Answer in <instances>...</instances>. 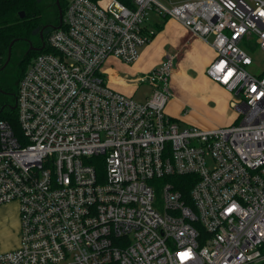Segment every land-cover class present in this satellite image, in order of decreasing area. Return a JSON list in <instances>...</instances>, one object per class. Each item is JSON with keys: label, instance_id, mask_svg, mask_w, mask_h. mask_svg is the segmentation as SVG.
Segmentation results:
<instances>
[{"label": "built area", "instance_id": "2783aa9c", "mask_svg": "<svg viewBox=\"0 0 264 264\" xmlns=\"http://www.w3.org/2000/svg\"><path fill=\"white\" fill-rule=\"evenodd\" d=\"M151 12L212 47L206 75L232 95L235 124L180 126L166 114L171 57L143 77L145 102L108 86L105 62L135 63L155 36ZM243 44L264 52V0H67L17 83V128L0 120V206L18 204L20 234L0 264L264 259V76L247 72ZM186 175L184 198L171 179Z\"/></svg>", "mask_w": 264, "mask_h": 264}, {"label": "crops", "instance_id": "0c3cea01", "mask_svg": "<svg viewBox=\"0 0 264 264\" xmlns=\"http://www.w3.org/2000/svg\"><path fill=\"white\" fill-rule=\"evenodd\" d=\"M151 13L155 16L153 19H149ZM151 13L146 27L154 29L155 36L140 48L139 59L135 63L127 65L115 58L105 62L102 70L108 86L133 98L145 84L147 91L142 101H138L145 102L152 89L142 80L143 77L161 61L171 57L173 68L169 89L173 98L165 108L166 114L175 121L201 129L235 124L237 113L231 106L232 95L206 75V69L215 58L212 47L177 21ZM189 102L195 103V108L190 112L182 110ZM216 111L226 113V117L217 118ZM0 235H6V247L0 246V253L19 246L18 204L14 201L0 206Z\"/></svg>", "mask_w": 264, "mask_h": 264}, {"label": "trees", "instance_id": "16d2710c", "mask_svg": "<svg viewBox=\"0 0 264 264\" xmlns=\"http://www.w3.org/2000/svg\"><path fill=\"white\" fill-rule=\"evenodd\" d=\"M118 1L126 6H131V0ZM66 4L67 2L64 3L62 12L64 11ZM20 12L24 13L23 18H20ZM40 25L41 16L39 10V0H0V69L6 61L7 50L10 43L12 41H15L16 43L29 37L40 27ZM44 51L45 49H43L41 52ZM28 64L25 66L21 76L26 70ZM261 76H264V74ZM0 120H6L12 125L14 129L17 128L13 104H11L9 109H0ZM93 161H96L97 166V161H100V159H93L90 161V163ZM96 168L99 170L100 167L97 166ZM171 181L175 185V188L182 192L184 198H187L192 185V176H175L171 179ZM260 250L262 256H264V245H262ZM259 264H264V259H262Z\"/></svg>", "mask_w": 264, "mask_h": 264}, {"label": "rangeland", "instance_id": "374dc122", "mask_svg": "<svg viewBox=\"0 0 264 264\" xmlns=\"http://www.w3.org/2000/svg\"><path fill=\"white\" fill-rule=\"evenodd\" d=\"M160 3L165 5L166 7H171L175 4H180L185 1L189 0H158ZM67 2V0H59V7L63 9L64 3ZM39 10H40V16H41V25L45 23H54L55 25L58 24V8L56 6L55 0H39ZM150 14V13H149ZM155 16L153 13L149 15V19H153ZM242 47L247 51L248 55L250 56L252 60V64L250 66L246 67L247 72L254 76H259L264 74V52L260 51L258 48H247L245 44L242 45ZM21 51H23V43L21 41L16 42L12 47V53H11V61L9 65L6 68V71L0 76V82L7 83L9 89L12 92H17V82L20 75V71L17 69L19 57L21 54ZM40 54V53H39ZM38 54V55H39ZM37 55V56H38ZM36 57V56H35ZM34 57V58H35ZM34 58H32L30 61L27 60L22 65V72L26 66L27 63H30ZM22 74V73H21ZM147 91V86L145 84H142L140 89L133 95V99L136 101H142L144 93ZM13 99V97H12ZM3 103V98L0 96V109ZM12 104V103H11ZM196 104L193 102L187 103L186 107H183L182 110H186V112H190L195 108ZM212 108V106L210 105ZM215 116L219 119H223L226 117V113L216 111ZM180 126H187L186 124L177 121ZM157 199H160V190L158 189L155 194ZM6 235H0V246L2 248L6 247L4 237ZM260 262V261H259ZM253 263V264H259Z\"/></svg>", "mask_w": 264, "mask_h": 264}, {"label": "flooded vegetation", "instance_id": "af4514ba", "mask_svg": "<svg viewBox=\"0 0 264 264\" xmlns=\"http://www.w3.org/2000/svg\"><path fill=\"white\" fill-rule=\"evenodd\" d=\"M57 25L54 23H45L40 25V27L35 32L21 41L23 43V51H21L17 67V69L20 71L19 78L22 73L21 68L23 63L27 60L30 61L44 49L48 36L55 30L54 28ZM7 66L0 71V76L6 71ZM9 87L7 83L0 82V96L3 98L1 109L3 110L9 109L11 107V103L13 104V107H15V92H12Z\"/></svg>", "mask_w": 264, "mask_h": 264}, {"label": "water", "instance_id": "95a60500", "mask_svg": "<svg viewBox=\"0 0 264 264\" xmlns=\"http://www.w3.org/2000/svg\"><path fill=\"white\" fill-rule=\"evenodd\" d=\"M56 6L58 8V25L54 28L55 30L58 29L61 26L62 23V9L59 7V0H55ZM24 17V13L20 12V18ZM15 44V41H12L8 47L7 50V57H6V61L3 64V66L1 67L0 71L3 70L10 62L11 59V53H12V47ZM14 109V107H13Z\"/></svg>", "mask_w": 264, "mask_h": 264}]
</instances>
